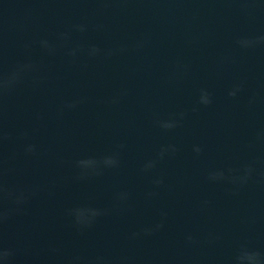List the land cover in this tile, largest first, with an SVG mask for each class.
<instances>
[{
	"label": "clouds",
	"instance_id": "clouds-1",
	"mask_svg": "<svg viewBox=\"0 0 264 264\" xmlns=\"http://www.w3.org/2000/svg\"><path fill=\"white\" fill-rule=\"evenodd\" d=\"M262 39H264V38H262ZM94 51H95V49H94ZM22 70L23 69H20V71H22ZM18 75H19V72L14 73L13 76L9 80L4 82L3 87L7 88L11 83H13L16 80ZM229 95L230 96H234L235 95V91L230 92ZM201 102L205 103V104H208V103L211 102L210 99L208 98V94L207 93H204L202 95ZM5 195L10 197L13 194L6 192ZM22 199H23V195L21 194L20 196L16 197V202L20 203L22 201ZM6 217H7V213L6 212L0 213V220L5 219ZM9 255H10V253L7 250L0 251V258H3V259L6 260Z\"/></svg>",
	"mask_w": 264,
	"mask_h": 264
}]
</instances>
